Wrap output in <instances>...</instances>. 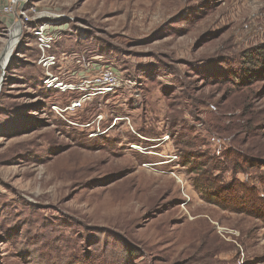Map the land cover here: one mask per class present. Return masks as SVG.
<instances>
[{
    "label": "rangeland",
    "instance_id": "obj_1",
    "mask_svg": "<svg viewBox=\"0 0 264 264\" xmlns=\"http://www.w3.org/2000/svg\"><path fill=\"white\" fill-rule=\"evenodd\" d=\"M7 5L0 264H264V208L256 218L205 201L198 170L235 152L256 161L248 174H212L264 193V0ZM39 30L54 37L48 70ZM106 66L121 79L114 93L55 113L76 94L45 88L47 73L78 83ZM97 114L114 125L89 137Z\"/></svg>",
    "mask_w": 264,
    "mask_h": 264
},
{
    "label": "built area",
    "instance_id": "obj_2",
    "mask_svg": "<svg viewBox=\"0 0 264 264\" xmlns=\"http://www.w3.org/2000/svg\"><path fill=\"white\" fill-rule=\"evenodd\" d=\"M15 0H8V5L5 9H9ZM38 46L40 49L39 63L48 70V68L54 63V58L49 55H45V52L50 47L53 41V36L44 33L43 30L37 31ZM92 76L89 79H80L78 83L63 82L58 76H52L51 73H47L43 79L45 88H58L59 90H68L71 94H76L70 101L69 105L61 108L59 106H53L52 109L60 116L68 110H75L82 104H85L94 96H105L115 92V90L121 85V79L117 71L109 66L95 70L92 72ZM102 120L104 117L102 114H97L90 122L86 123L84 127L90 128L89 137H95L97 135L104 134L108 129L114 125L115 120L106 128L102 126Z\"/></svg>",
    "mask_w": 264,
    "mask_h": 264
},
{
    "label": "trees",
    "instance_id": "obj_3",
    "mask_svg": "<svg viewBox=\"0 0 264 264\" xmlns=\"http://www.w3.org/2000/svg\"><path fill=\"white\" fill-rule=\"evenodd\" d=\"M228 155L230 156L231 154L229 153ZM255 162L252 158L243 159L234 152L231 161H225L222 167L229 166L231 173H235V170L238 169L242 174H248ZM186 164L185 160L184 165ZM222 167H220L218 162H214L213 167H206L204 170L198 168L201 171L199 178L201 184L199 186L203 190V193H201L202 198L223 210L244 213L256 218L261 217L259 208H264V193L253 182L251 183L247 179L231 180L229 183L224 184L222 179L217 177V175H213L211 171H218ZM257 178L259 179L260 177Z\"/></svg>",
    "mask_w": 264,
    "mask_h": 264
},
{
    "label": "bare ground",
    "instance_id": "obj_4",
    "mask_svg": "<svg viewBox=\"0 0 264 264\" xmlns=\"http://www.w3.org/2000/svg\"><path fill=\"white\" fill-rule=\"evenodd\" d=\"M18 30H19V25L18 23L14 24L13 27L11 28L10 30V40H9V44H8V49L5 51L4 53V57L2 58L3 61L1 63V66L3 68L7 58H8V55L9 53L11 52V50L13 49L14 45L16 44L17 42V39H18ZM0 71H1V67H0Z\"/></svg>",
    "mask_w": 264,
    "mask_h": 264
}]
</instances>
